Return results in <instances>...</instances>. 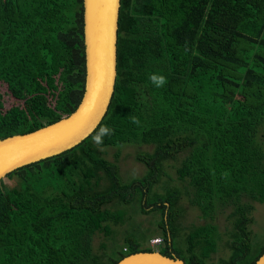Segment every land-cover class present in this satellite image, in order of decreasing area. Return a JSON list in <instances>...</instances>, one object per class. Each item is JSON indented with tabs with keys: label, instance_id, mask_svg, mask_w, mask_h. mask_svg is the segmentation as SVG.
<instances>
[{
	"label": "trees",
	"instance_id": "1",
	"mask_svg": "<svg viewBox=\"0 0 264 264\" xmlns=\"http://www.w3.org/2000/svg\"><path fill=\"white\" fill-rule=\"evenodd\" d=\"M82 0H0V83L20 103L4 107L0 138L58 120L79 103L85 76ZM166 77L162 87L148 79ZM102 125L110 135L97 144ZM151 146L134 159L145 172L123 181L119 152ZM176 180L162 192L165 164ZM0 179V264H115L155 250L129 236L110 254L93 249L96 233L126 219L124 206L158 214L157 250L185 264H253V201L264 202V0H120L116 78L107 110L73 147L25 164ZM169 180V179H168ZM172 181V179H170ZM185 196L203 223L183 232ZM229 208L224 257L211 260Z\"/></svg>",
	"mask_w": 264,
	"mask_h": 264
},
{
	"label": "water",
	"instance_id": "2",
	"mask_svg": "<svg viewBox=\"0 0 264 264\" xmlns=\"http://www.w3.org/2000/svg\"><path fill=\"white\" fill-rule=\"evenodd\" d=\"M85 76L82 97L69 114L24 133L0 138V179L25 164L78 144L99 124L116 78V41L120 0H82ZM115 264H185L158 250L129 253ZM253 264H264V249Z\"/></svg>",
	"mask_w": 264,
	"mask_h": 264
},
{
	"label": "rangeland",
	"instance_id": "3",
	"mask_svg": "<svg viewBox=\"0 0 264 264\" xmlns=\"http://www.w3.org/2000/svg\"><path fill=\"white\" fill-rule=\"evenodd\" d=\"M0 91L3 94L4 107L7 108L12 104L20 103L19 100L15 99L6 90L3 83H0ZM102 155L107 159L111 160L115 152H119V167L120 175L123 181H129L132 178L139 177L145 172V167L142 163L134 159V153L137 150H150L151 146H138L133 144H124L116 147H98ZM177 160L169 161L165 164L166 177H163L161 182L155 186V190L158 192L163 191V187L166 185H180L176 180L175 167ZM169 179V180H168ZM172 179V181H170ZM3 182L6 186H14L17 182L16 178H3ZM180 205L183 207L182 215L178 220V225L181 228V235L179 238L180 244L185 232L191 225H197L204 222L200 216V212L197 208L193 207L188 203L185 196L179 200ZM254 208L252 210L253 223L250 225L252 230L253 242H261L264 238V202L259 203L253 201ZM126 209V219L118 225L111 226V234L105 236L103 233H96L93 238V249L97 253L110 254L113 249L122 248L126 244L124 238L129 234L134 238L140 240L141 246H148L157 250L160 244H151V239L158 238L161 236L160 228L158 227L157 221L159 217L157 213H141L137 208L136 204L124 206ZM229 208L219 210L215 216V223L218 225L219 232L221 234V241L219 243V249L216 253L212 254L211 260H216L218 257H224L227 254V249L223 247L225 240L227 239V233L230 229L229 219L227 213Z\"/></svg>",
	"mask_w": 264,
	"mask_h": 264
},
{
	"label": "clouds",
	"instance_id": "4",
	"mask_svg": "<svg viewBox=\"0 0 264 264\" xmlns=\"http://www.w3.org/2000/svg\"><path fill=\"white\" fill-rule=\"evenodd\" d=\"M148 79L151 84L157 88L162 87L166 82V77L161 73H151L149 74ZM111 131L112 130L108 125H102L92 136V140L97 144H101L103 143L104 137L110 135Z\"/></svg>",
	"mask_w": 264,
	"mask_h": 264
},
{
	"label": "built area",
	"instance_id": "5",
	"mask_svg": "<svg viewBox=\"0 0 264 264\" xmlns=\"http://www.w3.org/2000/svg\"><path fill=\"white\" fill-rule=\"evenodd\" d=\"M151 244H160L162 242L161 238L158 237V238H153L151 239Z\"/></svg>",
	"mask_w": 264,
	"mask_h": 264
}]
</instances>
